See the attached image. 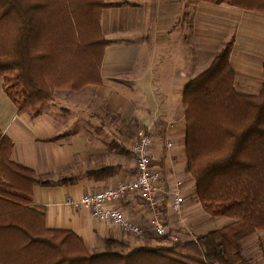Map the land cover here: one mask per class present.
<instances>
[{"label":"crops","instance_id":"obj_1","mask_svg":"<svg viewBox=\"0 0 264 264\" xmlns=\"http://www.w3.org/2000/svg\"><path fill=\"white\" fill-rule=\"evenodd\" d=\"M104 1L109 5L101 10L99 24L108 44L98 82L77 90L55 88L40 112L32 114L18 111L0 75V134L11 141L9 160L47 181L30 186L29 207L43 215L46 229L73 232L91 253L104 249L107 237L115 239L119 251L141 247L140 239L117 225L65 202L132 179L134 135L147 129L153 139L152 162L161 169L165 188L171 191L176 180L181 181L182 215L171 212L164 196L163 214L169 228L189 241V234L229 223L228 217L207 214L197 200L186 166L182 98L186 83L208 66L225 42L231 43L228 57L236 90L260 91L264 11L224 1ZM120 206L146 229L144 238L151 241L150 246H159L146 204L130 193ZM248 240V261L264 264V230Z\"/></svg>","mask_w":264,"mask_h":264},{"label":"trees","instance_id":"obj_2","mask_svg":"<svg viewBox=\"0 0 264 264\" xmlns=\"http://www.w3.org/2000/svg\"><path fill=\"white\" fill-rule=\"evenodd\" d=\"M228 2L264 11V0ZM104 0H0V75L18 111L37 114L52 90H77L100 80L108 40L101 33ZM231 43L185 86L187 171L196 197L211 216L232 221L194 240L129 252L104 238L89 252L71 231L46 229L30 204V186L47 183L9 160L11 141L0 134V264H249L243 240L264 229V60L257 94L234 87ZM56 138V137H52Z\"/></svg>","mask_w":264,"mask_h":264},{"label":"built area","instance_id":"obj_3","mask_svg":"<svg viewBox=\"0 0 264 264\" xmlns=\"http://www.w3.org/2000/svg\"><path fill=\"white\" fill-rule=\"evenodd\" d=\"M152 135L147 129L138 131L131 146L135 159V174L130 180L120 181L113 187L84 193L77 198L66 199V204L80 206L88 209L92 216L100 221L117 225L119 229L138 239H143L146 229L134 219L127 216L121 209L120 202L130 193L137 195L151 211L149 225L154 237L165 239L169 242H184L172 231L164 217V196L168 198V206L171 212L180 216L184 198L181 192V181L176 180L174 187L168 191L164 186L163 173L152 162L151 147ZM171 146V143H167ZM189 239L195 236L189 234Z\"/></svg>","mask_w":264,"mask_h":264},{"label":"rangeland","instance_id":"obj_4","mask_svg":"<svg viewBox=\"0 0 264 264\" xmlns=\"http://www.w3.org/2000/svg\"><path fill=\"white\" fill-rule=\"evenodd\" d=\"M207 67H203L202 69H200V71H199V73L201 72V71H203L204 69H206ZM42 107V106H41ZM140 131V130H139ZM137 134H138V131H136V133H135V137L137 136ZM191 177V176H190ZM182 215V214H181ZM176 216V215H175ZM176 217H178V216H176ZM232 220H230V222H231ZM260 230H264V229H260ZM258 231V230H257ZM256 231V232H257ZM255 233V232H254ZM253 233V234H254ZM133 236V235H132ZM134 237V236H133ZM250 237H252V234L251 235H249V236H247L244 240L246 241V243H243V242H245L244 240H243V242H242V246H241V255L246 259V261H248L249 259H248V257H246V253H247V246H249V244H250V242H251V240H248ZM136 238V237H135ZM155 239L159 242V246H164L165 247V245H168V242L165 240V239H161V238H159V237H155ZM142 242H140V243H151V241H149V240H146L145 238H141L140 239ZM151 245V244H150ZM115 249L116 250H121L120 248L119 249H117V246H115ZM103 250V249H102ZM102 250H98V251H102ZM248 263L249 264H251L250 263V261H248Z\"/></svg>","mask_w":264,"mask_h":264}]
</instances>
